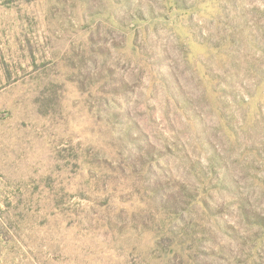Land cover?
<instances>
[{"label": "rangeland", "instance_id": "rangeland-1", "mask_svg": "<svg viewBox=\"0 0 264 264\" xmlns=\"http://www.w3.org/2000/svg\"><path fill=\"white\" fill-rule=\"evenodd\" d=\"M0 264H264V0H0Z\"/></svg>", "mask_w": 264, "mask_h": 264}]
</instances>
